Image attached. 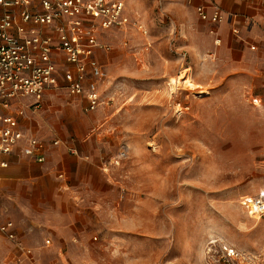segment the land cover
I'll return each instance as SVG.
<instances>
[{
    "label": "rangeland",
    "instance_id": "rangeland-1",
    "mask_svg": "<svg viewBox=\"0 0 264 264\" xmlns=\"http://www.w3.org/2000/svg\"><path fill=\"white\" fill-rule=\"evenodd\" d=\"M121 1L130 23L100 38L105 102L78 114L99 124L104 155L128 147L106 213L71 249L22 227L28 258L0 235V264H210L212 241L264 264V215L239 203L264 190V0L250 1L252 32L225 31L218 45L193 0ZM182 72L196 88L171 83ZM0 211L23 222L8 204Z\"/></svg>",
    "mask_w": 264,
    "mask_h": 264
},
{
    "label": "built area",
    "instance_id": "built-area-1",
    "mask_svg": "<svg viewBox=\"0 0 264 264\" xmlns=\"http://www.w3.org/2000/svg\"><path fill=\"white\" fill-rule=\"evenodd\" d=\"M195 12L201 20L213 23L225 17L216 3L198 4ZM129 23L121 0H0V155L11 153L22 142L24 155L38 162L44 160L48 143L23 132L19 117L35 110L47 90L61 88L69 95L83 96L84 112L94 111L105 102L100 86L106 71L95 51H106L108 45L98 36ZM262 32L264 35V28ZM248 46L254 49L253 44ZM59 73L63 84L58 82ZM60 143L58 139L50 141ZM127 157L128 147L122 142L107 162L117 166ZM6 166L7 161L0 160V168ZM239 203L252 217L264 215V190L240 196ZM0 235L21 255L31 257V248L17 241L11 219L0 216ZM212 242L207 262L242 264L234 247Z\"/></svg>",
    "mask_w": 264,
    "mask_h": 264
},
{
    "label": "crops",
    "instance_id": "crops-1",
    "mask_svg": "<svg viewBox=\"0 0 264 264\" xmlns=\"http://www.w3.org/2000/svg\"><path fill=\"white\" fill-rule=\"evenodd\" d=\"M250 1L193 0L192 8L195 12L198 4L209 6L216 3L223 14L227 13L220 23L207 22L214 44L218 45L225 31H231L235 37H239L236 35L242 29L253 31L251 16L258 10ZM245 23L249 24L244 26ZM235 29L238 33L234 32ZM262 30L261 38L257 40L264 43ZM102 33L98 36L99 40ZM217 38L219 42L215 43ZM249 44L255 45L253 41ZM100 51H95L99 62ZM57 79L60 84L64 83L60 73ZM85 102L83 96L69 95L61 88L47 90L35 110L19 117L23 132L48 143L44 160L38 162L24 155L21 152L22 142L11 153L0 155V160L7 161V166L0 168V203L14 208L23 217V222L18 225L1 211L0 216L13 221L20 245L31 248L27 245L28 238L23 229L28 233L38 229L50 232L53 239L59 238L63 245L71 249L77 246V242L86 240L82 232L89 223L93 224L90 218L97 219V216L106 213L105 209L109 206L107 198L114 190L111 173L116 166L108 164L112 155H104L99 145V124L78 117V114L95 111L84 112ZM62 114L64 120L59 119ZM52 139L61 143L50 144ZM11 245L17 249L13 243Z\"/></svg>",
    "mask_w": 264,
    "mask_h": 264
},
{
    "label": "bare ground",
    "instance_id": "bare-ground-1",
    "mask_svg": "<svg viewBox=\"0 0 264 264\" xmlns=\"http://www.w3.org/2000/svg\"><path fill=\"white\" fill-rule=\"evenodd\" d=\"M220 7V6H219ZM221 9V8H220ZM223 12V11H222ZM190 68V67H189ZM188 70V69H187ZM187 70H186V72H187ZM189 72V71H188ZM190 73V72H189ZM182 74H183V72L180 74V75H178L176 78H170L171 79V83H173V84H176L178 81H179V79H183L182 81L183 82H185L186 83V85H187V87H189V89H194V88H196L197 86H196V84L194 83V82H192V80L191 79H189V77H185V76H182ZM188 75V74H187ZM168 84L170 85V83L168 82ZM186 87V88H187ZM202 91V90H201ZM204 92V91H203Z\"/></svg>",
    "mask_w": 264,
    "mask_h": 264
}]
</instances>
